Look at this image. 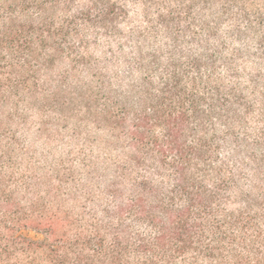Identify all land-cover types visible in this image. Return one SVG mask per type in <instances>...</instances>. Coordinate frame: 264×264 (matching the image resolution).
<instances>
[{"label": "trees", "instance_id": "1", "mask_svg": "<svg viewBox=\"0 0 264 264\" xmlns=\"http://www.w3.org/2000/svg\"><path fill=\"white\" fill-rule=\"evenodd\" d=\"M227 1L242 3L5 4L0 127L4 117L9 124L23 117V108L54 101L62 114L77 104L110 134L121 161L101 175L87 166L93 187L73 180L64 194L60 177L52 185L47 175L19 174L15 152L5 145L0 264H264V132L254 139L249 134L254 105L248 88L227 84L217 74L224 62L239 77L234 61L222 60L214 45L215 28L206 15ZM129 5L143 8L146 24L126 33L121 25L130 18ZM153 6L160 9L156 16ZM199 28L203 37L194 33ZM99 31L119 39L120 52L99 70L86 64L83 54L70 56L69 63L85 67V73L74 69L55 76L54 68L76 49L72 41L79 40L81 51L85 39ZM123 41L131 53H124ZM110 68L116 69L113 74ZM261 80L250 79L264 123ZM64 95L69 98L62 100Z\"/></svg>", "mask_w": 264, "mask_h": 264}, {"label": "rangeland", "instance_id": "2", "mask_svg": "<svg viewBox=\"0 0 264 264\" xmlns=\"http://www.w3.org/2000/svg\"><path fill=\"white\" fill-rule=\"evenodd\" d=\"M239 1L242 3L218 2L206 15L207 22L215 28L214 45L218 48L222 60L234 61V71L239 74V77H234L222 62L217 65L218 76L227 84L248 88L246 96L254 105L249 119V134L254 139L259 132H264V123L258 116L262 104L255 96L250 81L254 76L261 77L260 90L264 88V0ZM8 2L9 0H0V17L5 16V4ZM128 10L130 18L122 22V31L128 33L132 28L140 29L145 26L143 8L129 5ZM159 10L158 6H153L150 12L156 16ZM194 33L200 37L204 35L200 28L195 29ZM85 42L87 47L80 51L79 40L72 41L76 49L72 54H67L54 68L55 76L62 72L72 73L74 69H78L80 74L85 73V67L75 68L69 63L70 56L83 54L86 64L99 70L102 64L113 59L121 48L119 39H111L100 31L97 35L92 32ZM123 42L126 47L124 53H131L132 47L126 41ZM115 70L110 68V74ZM63 97L62 100L69 98L68 95ZM56 103H44L43 107V104H38V108L30 110L23 108V117L14 119L10 124L7 120L5 122L4 117L0 127V156L5 155V145H10L15 152L14 165L19 174L28 177L47 175L51 178L49 182L52 185H58L60 177L64 194L73 189V180L93 187L90 180H86L85 168L89 165L95 166L99 168L101 175L104 170H112L113 168L107 167L121 161V155L110 142V134L91 122L84 109L71 103L64 113L59 114L56 112ZM2 161L5 166V159ZM94 186V192H98L103 186V181ZM82 194L79 193V201L84 200ZM72 205L73 203H70L67 207L71 208Z\"/></svg>", "mask_w": 264, "mask_h": 264}]
</instances>
